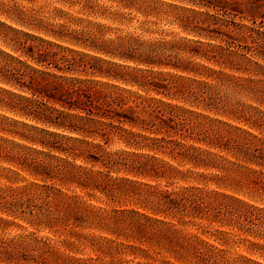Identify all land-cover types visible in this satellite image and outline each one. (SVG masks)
<instances>
[{"label":"rangeland","instance_id":"obj_1","mask_svg":"<svg viewBox=\"0 0 264 264\" xmlns=\"http://www.w3.org/2000/svg\"><path fill=\"white\" fill-rule=\"evenodd\" d=\"M0 264H264V0H0Z\"/></svg>","mask_w":264,"mask_h":264},{"label":"trees","instance_id":"obj_2","mask_svg":"<svg viewBox=\"0 0 264 264\" xmlns=\"http://www.w3.org/2000/svg\"><path fill=\"white\" fill-rule=\"evenodd\" d=\"M72 93H74V94H76V95H78L77 94V90L74 92L73 90L71 91V94ZM84 97H85V99H86V101H88L89 102V105H91V101L89 100V97H87V96H85L84 95ZM73 102V101H72ZM187 150H192V151H195V149L194 148H192V147H190V148H187Z\"/></svg>","mask_w":264,"mask_h":264}]
</instances>
